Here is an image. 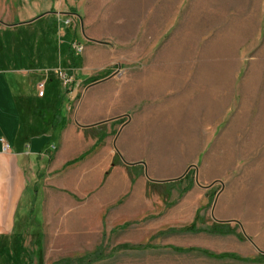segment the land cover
Here are the masks:
<instances>
[{"label": "rangeland", "instance_id": "1", "mask_svg": "<svg viewBox=\"0 0 264 264\" xmlns=\"http://www.w3.org/2000/svg\"><path fill=\"white\" fill-rule=\"evenodd\" d=\"M68 2L67 10L80 18L53 23V33L46 30L47 19L17 33L0 31V69L7 70L6 62L10 68L25 65L46 77L53 75L59 81L56 86L68 87L73 82L65 85L56 72L70 77V48L80 57L85 50L77 54L73 43L88 47L90 40L106 59L107 69L122 80L130 72H141L148 80L161 76L170 89L179 86L185 90L187 140L184 149L177 148V142L171 152L185 162L180 177H190L174 182L169 202L181 204L188 195L181 192L193 180L197 199L205 198L207 204L196 226H160L167 212L126 229L101 228L81 202L67 203L68 211L61 212L56 198L44 195L41 185H32L18 216V231L0 238V264H56L101 246L108 258L97 264H264V0ZM52 5L48 0L40 4L43 12L57 13L59 1ZM14 43L27 59L17 57ZM45 52L53 60L45 61ZM26 86L32 94L31 84ZM169 96L173 99L172 93ZM214 219L230 221L227 225L242 239L186 231H209L218 224ZM123 244L144 248L114 251ZM221 254L257 261L210 257Z\"/></svg>", "mask_w": 264, "mask_h": 264}, {"label": "crops", "instance_id": "2", "mask_svg": "<svg viewBox=\"0 0 264 264\" xmlns=\"http://www.w3.org/2000/svg\"><path fill=\"white\" fill-rule=\"evenodd\" d=\"M54 1H59L57 13L43 12L42 0H0V31L17 33L47 19L46 30L53 33V23L80 18L67 10L68 0ZM87 43L73 64L68 52L66 70L73 79L68 87L56 86L59 81L53 75L46 77L25 65L10 68L4 62L9 67L0 69V238L18 231V216L37 184L44 195L59 201L61 212L68 211L67 203L81 202L101 228L130 227L167 212L160 226H196L207 204L205 198L197 199L196 190L171 209L163 196L146 198L149 182L175 180L185 170L180 155L171 152L177 142V148L184 149L187 140L185 90L170 89L161 76L148 80L141 72H130L122 80L107 69L93 42ZM14 44L17 57L27 59ZM45 53V61L53 60ZM41 83L43 97L38 92ZM117 154L121 165L114 166Z\"/></svg>", "mask_w": 264, "mask_h": 264}, {"label": "trees", "instance_id": "3", "mask_svg": "<svg viewBox=\"0 0 264 264\" xmlns=\"http://www.w3.org/2000/svg\"><path fill=\"white\" fill-rule=\"evenodd\" d=\"M75 53L72 51V49L70 48V54H69V58L71 61V64H73L75 62ZM98 79H93L91 80L92 82H96ZM104 138V136H103ZM102 137L100 138V141H102L103 139ZM121 165L120 159H119V155L117 154L115 156L114 159V166H119ZM190 175H187L184 179H189ZM182 183V180L180 181ZM178 182V183H180ZM175 183H165V184H158V183H153V182H149L148 183V187H147V194H146V198L149 199L151 195L154 194H158L160 196H163L165 199V202L167 204V207H173L176 205V203H171L169 202L170 196H171V187L174 185ZM193 180L190 181V184L182 190L181 192V196L189 193L192 188H193ZM127 227H129V225H125L123 226L121 229H126ZM189 233L192 234H197V233H209V234H213V235H236L239 239H242V235L240 234H236L235 230H232L229 228V225H222V224H214L212 226V229L209 231H204V230H198L195 228H189L186 230ZM142 249L144 247H133L130 246L128 244H123V245H119L117 246L114 251H129V250H133V249ZM177 251L179 253H185V252H189L191 251V249H177ZM212 258H216V259H227V258H232V259H236V260H240L242 262H247V263H255L257 260H252V259H241L238 258L237 256H233L231 254H221L218 256H210ZM108 256L105 254L104 249L101 247H99L95 252L84 255L82 257L76 258V259H64L56 264H97L99 262L104 261L105 259H107ZM261 259H264V256H261Z\"/></svg>", "mask_w": 264, "mask_h": 264}, {"label": "built area", "instance_id": "4", "mask_svg": "<svg viewBox=\"0 0 264 264\" xmlns=\"http://www.w3.org/2000/svg\"><path fill=\"white\" fill-rule=\"evenodd\" d=\"M72 48L77 54H82L84 52V47L83 46H79L76 43H74L72 45ZM56 73L62 80H65V85H68V84L73 82L72 78L68 77V75L66 73H63L62 71H57ZM44 88H45V84L44 83H41V84L38 85V92H39V96L40 97L44 96ZM3 149H4V151H6L7 150V146H5Z\"/></svg>", "mask_w": 264, "mask_h": 264}, {"label": "water", "instance_id": "5", "mask_svg": "<svg viewBox=\"0 0 264 264\" xmlns=\"http://www.w3.org/2000/svg\"><path fill=\"white\" fill-rule=\"evenodd\" d=\"M188 171H189V170H188ZM186 173H187V172H186ZM185 176H186V174L183 175L182 177L178 178V179L171 180V181H166V182H157V181H151V182H153V183H158V184L174 183V182H179V181L183 180ZM209 188H211V186L208 187V189H209ZM215 206H216V202L214 203V208H215ZM213 210H214V209H213ZM214 220H215V222L218 223V224H222V225L230 224V221H217L216 219H214ZM260 253L264 255V252H260Z\"/></svg>", "mask_w": 264, "mask_h": 264}]
</instances>
